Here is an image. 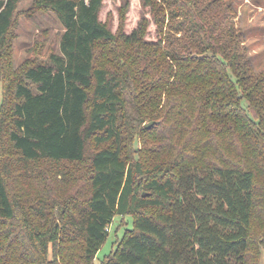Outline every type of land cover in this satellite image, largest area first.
Listing matches in <instances>:
<instances>
[{
	"label": "trees",
	"instance_id": "trees-1",
	"mask_svg": "<svg viewBox=\"0 0 264 264\" xmlns=\"http://www.w3.org/2000/svg\"><path fill=\"white\" fill-rule=\"evenodd\" d=\"M34 0L59 53L12 66L0 0V264H261L264 71L226 0ZM55 19V20H56ZM116 22V24H115ZM143 127L151 164L128 156Z\"/></svg>",
	"mask_w": 264,
	"mask_h": 264
},
{
	"label": "rangeland",
	"instance_id": "rangeland-1",
	"mask_svg": "<svg viewBox=\"0 0 264 264\" xmlns=\"http://www.w3.org/2000/svg\"><path fill=\"white\" fill-rule=\"evenodd\" d=\"M34 0H19L14 26L11 34L12 41V68L17 70L24 63H38L48 60L51 52L59 53L61 34L65 31L57 19L43 17L34 10ZM118 0L107 2L102 17L105 18L109 11L116 15ZM235 9L234 21L236 26L245 34L244 45L253 61L257 71H264V0H226ZM116 24V22H115ZM117 25V24H116ZM1 100V95H0ZM154 121L146 122L133 136L132 149L128 156L133 161L143 160L148 164L158 159H171L169 156H155L149 150L157 143H149L143 127ZM151 162V163H150ZM132 227V217L122 219L116 216L109 226V235L106 242L99 250L94 264H100L107 255L117 246L123 237L126 228ZM264 264V250L261 259Z\"/></svg>",
	"mask_w": 264,
	"mask_h": 264
},
{
	"label": "water",
	"instance_id": "water-1",
	"mask_svg": "<svg viewBox=\"0 0 264 264\" xmlns=\"http://www.w3.org/2000/svg\"><path fill=\"white\" fill-rule=\"evenodd\" d=\"M152 125V123H149V124H147V127H150Z\"/></svg>",
	"mask_w": 264,
	"mask_h": 264
}]
</instances>
